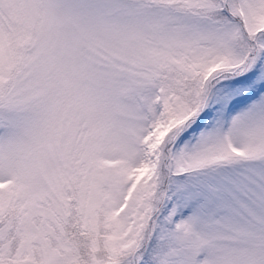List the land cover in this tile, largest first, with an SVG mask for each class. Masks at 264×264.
<instances>
[{"label": "snow or ice", "instance_id": "1", "mask_svg": "<svg viewBox=\"0 0 264 264\" xmlns=\"http://www.w3.org/2000/svg\"><path fill=\"white\" fill-rule=\"evenodd\" d=\"M0 264H264V0H0Z\"/></svg>", "mask_w": 264, "mask_h": 264}]
</instances>
